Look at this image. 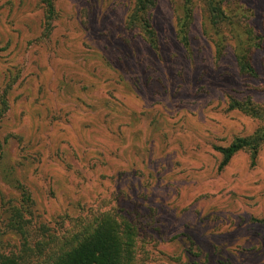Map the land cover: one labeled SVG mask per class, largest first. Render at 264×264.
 <instances>
[{"label":"rangeland","instance_id":"1","mask_svg":"<svg viewBox=\"0 0 264 264\" xmlns=\"http://www.w3.org/2000/svg\"><path fill=\"white\" fill-rule=\"evenodd\" d=\"M191 3L186 49L181 0H153V39L135 0H0L3 256L50 264L109 212L145 264H264V143L215 151L263 124L239 108L264 115V0H224L219 25Z\"/></svg>","mask_w":264,"mask_h":264},{"label":"trees","instance_id":"2","mask_svg":"<svg viewBox=\"0 0 264 264\" xmlns=\"http://www.w3.org/2000/svg\"><path fill=\"white\" fill-rule=\"evenodd\" d=\"M182 15L178 16L176 21V37L184 48L188 49L189 42L187 38L188 28L192 21V3L191 0H181ZM206 6L211 23L214 25L221 23L225 16L222 5L224 0H202ZM153 5V0H135V14L144 22L146 34L149 38L154 37L150 25L144 16ZM52 12V6L49 12ZM221 44H216V53L220 54ZM238 68L241 73H251L252 68L245 57H239ZM247 116L256 121H262L259 127L251 136L247 138L236 139L233 144L227 148L216 147L223 158L221 168L226 166L231 158L242 151H251L253 153L264 143V115L250 107L239 108ZM97 214V213H96ZM91 214L86 218H81L73 223L68 230L61 233L57 239L61 241L60 248L50 260V264H145L144 260H139V238L134 225L126 220H117L111 213ZM264 225V222H260ZM0 264H24L16 258L5 257L1 254L0 246Z\"/></svg>","mask_w":264,"mask_h":264}]
</instances>
